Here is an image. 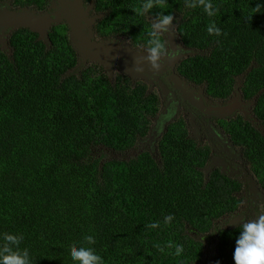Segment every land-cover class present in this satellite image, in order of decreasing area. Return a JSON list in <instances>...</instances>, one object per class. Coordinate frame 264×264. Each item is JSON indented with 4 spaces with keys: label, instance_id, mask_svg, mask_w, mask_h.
<instances>
[{
    "label": "trees",
    "instance_id": "16d2710c",
    "mask_svg": "<svg viewBox=\"0 0 264 264\" xmlns=\"http://www.w3.org/2000/svg\"><path fill=\"white\" fill-rule=\"evenodd\" d=\"M85 1L107 13L95 37L137 49L161 11L141 17V0ZM213 2L220 11L208 17L199 8L186 14L183 0H167L180 42L203 53L183 60L177 73L222 99L241 78L240 91L246 100L256 97L252 113L264 129V12L248 19L264 0ZM12 3L42 11L48 0ZM213 21L219 37L207 33ZM49 41L46 47L20 29L9 38L10 52L0 51V234H23L20 247L33 264H73L71 246L85 245L88 235L105 264H234L239 224L221 232L216 223L240 208L242 180L205 170L210 148L181 118L157 140L154 155L108 157L104 151L124 154L148 137L161 109L158 94L123 74L110 81L98 65L74 70L65 25L52 27ZM235 120L227 132L264 194V132ZM167 215L174 220L165 225ZM156 221L159 228L147 227Z\"/></svg>",
    "mask_w": 264,
    "mask_h": 264
},
{
    "label": "clouds",
    "instance_id": "9594fccd",
    "mask_svg": "<svg viewBox=\"0 0 264 264\" xmlns=\"http://www.w3.org/2000/svg\"><path fill=\"white\" fill-rule=\"evenodd\" d=\"M167 7V0H141L139 7L135 9L136 14L141 17L150 14L154 8L161 10L151 20L143 47L136 49L144 54L136 62L134 68L136 72H143V64L147 63L155 73H159L163 59L175 60L183 52L180 47L171 48L165 38L166 33L175 30L173 23L175 17L172 13L166 11ZM183 8L186 14H190L192 10L198 8L202 9L208 17H215L220 11L213 0H183ZM262 10H264V4L258 3L249 14L248 19L251 20L256 13L264 12ZM207 33L216 37L223 34L222 29L214 21L207 25ZM100 67L103 68V66ZM74 70L78 72V69L74 68ZM105 74L107 75L106 72ZM109 80L112 81L110 78ZM252 126L258 129L255 125ZM260 209L261 211L254 218L242 219L238 225L239 236L236 239L233 253L234 264H264V203L260 204ZM173 220V215H167L164 217L163 223L168 225ZM147 227L150 229L159 228L160 222H152ZM220 231H223V226H220ZM23 239V234L11 232L0 234V264H33L30 250L20 247ZM84 239L86 241L85 245L78 246L74 244L70 248V258L73 264H105L104 258L96 252L94 247L89 246L96 243L94 236L88 235ZM175 251L176 255H181L183 246H177Z\"/></svg>",
    "mask_w": 264,
    "mask_h": 264
},
{
    "label": "flooded vegetation",
    "instance_id": "af4514ba",
    "mask_svg": "<svg viewBox=\"0 0 264 264\" xmlns=\"http://www.w3.org/2000/svg\"><path fill=\"white\" fill-rule=\"evenodd\" d=\"M51 3H56V5H57L58 1L48 0V5L42 11L43 12L44 11L52 12V10H50ZM81 5H82V9L87 10L89 17H94V18L96 17V19L94 21L95 23H94L93 28H92L94 34H96L95 25L107 15L106 11L96 10V5L94 4L93 1L90 2V1L81 0ZM22 8H26V7H15L12 3V0H5V1L0 2V13L4 9H6V10H20ZM33 10H35V9H33ZM55 11L56 10L54 9V12ZM38 12H41V11H38ZM173 23L177 24L175 22H173ZM173 33H174L175 37H177L178 42H180V39H179L178 35L175 33V31ZM95 38H96V40H100L97 37H95ZM179 46H180V48L183 49V52L181 54V55H183V59H181L179 61V63L176 64L175 67L172 69L174 72L172 71L173 72L172 73L170 71H167L165 73V75H163V76L159 75L158 79L155 80V81H160L163 84L164 90H165V96H162V95L159 96L158 95V97L160 98L161 109H160V112L157 115V117L155 119H153V121H152L153 127L151 130V134L154 136L155 140L157 138L159 139L162 135L159 137L158 133L156 132V128L158 127V122H159L160 118L164 117V116H168V115L173 116V119L175 118L174 120L172 119L173 121L171 120L170 123H167V122H166L167 124L164 123V132H165L168 125H170L171 123H173L174 121L179 119V117L176 118V116H178V114L180 112V108L182 107L181 109L184 110V113H185L189 123L190 124H192L193 122L196 123L197 124L196 130H199V129L201 130L200 133H197V132L191 133L190 129H188V127L186 125L189 135L199 145L207 146L210 148L211 157H210V160H209L208 165H207V167L210 165L208 168L209 170L212 171L213 169H218L220 172L226 173L225 171L227 170V167L223 166L221 164V162L225 161V160L228 161V159H230V158L231 159L235 158V159L241 160L244 163V165H246L245 161L242 159V156H241L242 149L235 146L232 143L231 136L227 132V128L231 122H233V121L236 122L235 119H237L238 117H241L244 121L250 122L252 125H255L261 132H264V129L261 126H259L258 121L256 120V118L254 117V115L252 113V109H253V106L255 104L256 97L255 98L253 97V98L247 99V100L245 99L243 93L240 91L241 78H237L236 84L238 82L239 85L234 86L233 91L231 92L230 96L226 99H222V97H218V96H215V97L212 96V94H210L208 92L207 84L196 85V84H193V83L186 81L181 76H179L177 73L178 65L183 60L191 57V56L186 57L188 55L186 51H190L191 54H193L192 57L195 55L203 54V53H201L199 51L192 50L190 48H187L181 42H180ZM165 60L167 62H170V60H168L167 58H165ZM175 74H177L181 78V80L184 81L185 84H180V86L185 91V93L179 91L178 89H176L174 87L175 82L173 80H175V78L173 75H175ZM123 75L128 77V75H126V74H123ZM114 78H115V74L113 75V79ZM130 80L132 83H135L137 81H141V82L146 83L145 81L139 80V79H136L134 81L132 79H130ZM156 83H158V82H156ZM158 85H159V83H158ZM149 91H150V89H149ZM226 107H231V108L227 112L220 110L221 108H226ZM145 139L140 140V141H144ZM138 143H137V145H138ZM155 144L156 143H154V145L151 144L149 147L150 149L146 150V151L150 152L151 154H152V152L155 154L156 153L155 152ZM129 152H127V153H129ZM140 152H142V150ZM140 152L136 153L134 156H136ZM134 156H130V157H134ZM215 164H221L222 168L213 166ZM226 166H227V164H226ZM227 175H230V174H227ZM230 176H232V175H230ZM243 184H244V182H243ZM244 192H245V187H244V191L241 194V197L244 195ZM259 196H260V194H259ZM257 208H258V212H256V214L259 213L260 204L257 206ZM235 213H233V214H235ZM255 216L256 215H253V217H255ZM228 228H230V227H228Z\"/></svg>",
    "mask_w": 264,
    "mask_h": 264
},
{
    "label": "rangeland",
    "instance_id": "374dc122",
    "mask_svg": "<svg viewBox=\"0 0 264 264\" xmlns=\"http://www.w3.org/2000/svg\"><path fill=\"white\" fill-rule=\"evenodd\" d=\"M58 1V0H56ZM54 6H57L56 3H51V8L50 10H52V12L49 11H41V13H47L50 18L55 19L54 16ZM83 13L82 15L85 16L84 14H87V10L83 9ZM38 12V11H37ZM40 13V12H39ZM89 18H94V17H89ZM178 23V22H175ZM59 25H65L67 26V22H65L63 20V22H61ZM57 25V26H59ZM177 24H174V26L176 27ZM52 27H56V25L53 23L49 30H48V39H49V33L51 32ZM69 26H67L68 28ZM23 29V28H21ZM20 29H12V28H6V26H4L2 24V22L0 21V51L8 53V40L10 38V36L18 31ZM29 31L28 29H24ZM69 31V29H68ZM30 32V31H29ZM32 33V32H31ZM37 35V41L39 38V34L34 33ZM68 38H69V42L72 45L74 51L77 54L78 57V62L75 66V68L78 69V72L84 68H86L88 65H101L98 61L99 59L95 58L94 56H92L91 54L95 55L98 54V52L96 51H102V44H107V42H102L103 40H96V38L94 36H92L89 39V42L87 44V54H83L81 56V54L79 53V51H77V49L74 47V44L71 42V37L68 34ZM108 43L111 42H115L114 44L116 45L114 48H107L106 50L109 51L108 54H104V65H102L106 71V73L108 74L110 79H113V75L114 74H126L128 75V73H126L125 71V67L126 66H133V64L130 62V57L127 56V53L130 51L129 48H132L128 42L124 39H118V40H107ZM42 42V41H40ZM43 43V42H42ZM44 44V43H43ZM123 44V45H121ZM45 45V44H44ZM46 47H49L50 45H45ZM134 49V48H132ZM136 52H139L136 55H140L141 51L136 50ZM125 63V64H123ZM128 63V64H127ZM162 76L165 75V68H163V73L161 74ZM143 80V79H141ZM146 82V84L148 85L150 91L155 92L156 94H158L159 96H165V90H164V86L160 81H147V80H143ZM158 82V83H156ZM239 83L237 82V84L235 86H238ZM182 108V107H181ZM180 108V112L178 114V116H176V118H182L185 121V124L187 125L188 129H190V132H197L200 133L201 130H196L197 129V124L196 123H192L190 124L185 113L184 110ZM175 119V118H174ZM173 119V120H174ZM172 120V121H173ZM152 125L150 127V130L152 129ZM157 139H154V136L151 134V131L149 132L148 137L144 140V141H140L138 143V145L129 153H125V154H114L112 152H106L104 151V153H106V155L108 157H115L116 159H127L130 156H134L136 153L140 152L141 150H149L150 145L154 143H156ZM103 153L102 149L98 151V153ZM152 154L154 155V153L152 152ZM107 157V159H108ZM221 164L225 167H227V170L225 171L227 174H230L232 176L238 177L240 180H242L244 182V187H245V192L244 195L242 196V204L239 208V210L235 213L232 214L230 216H226L224 218H222L221 220H219L216 223L217 227L223 226V228H228V227H232L235 225H238L241 223L242 219H251L254 218L253 215H257L256 212H258V208L257 206L259 204H261L264 201V194H262L258 188V186L256 185L255 179L251 176V174L248 171V166L247 164L244 165V163L241 160L238 159H228L225 161H222ZM221 164H215L213 166L215 167H219L222 168ZM227 164V166H226ZM210 166V165H209ZM209 166L206 168L208 169ZM205 169V170H206ZM260 194V196H259ZM235 218V219H232ZM212 246V243H209L208 245H206V253L210 250Z\"/></svg>",
    "mask_w": 264,
    "mask_h": 264
},
{
    "label": "water",
    "instance_id": "95a60500",
    "mask_svg": "<svg viewBox=\"0 0 264 264\" xmlns=\"http://www.w3.org/2000/svg\"><path fill=\"white\" fill-rule=\"evenodd\" d=\"M54 9L56 10L54 12L55 19L50 18V16L45 13H39L36 10H31L28 8H22L20 10H6L4 9L0 13V21L6 28H12V29H28L32 33L39 34L38 40L42 41L45 45H50V41L48 39V30L50 26L54 23L56 26L59 25L63 20L67 22V26L69 31L68 34L71 37V42L74 44V47L79 51L81 56L85 53L87 54V44L89 42V39L94 36V32L92 30L95 18H89L88 13L82 15L83 9L81 5V0H58L57 6H54ZM165 38L169 42V46L173 49L180 47V42H178L177 37H175L173 32H169L165 34ZM102 42H107V44H102L101 48L102 51H96L98 54H91L95 58L99 59L100 66L104 65V54H108L109 51L106 50L107 48H114L116 45L115 42L108 43L107 40H103ZM123 45V44H121ZM124 46V45H123ZM130 51L127 53V56L130 57V62L133 64V66H126L125 71L128 73V77L132 79L133 81L136 79H143L147 81H155L158 79V76L163 73V68H165V73L167 71L172 72L173 68L176 64L179 63L181 59H183V55H180L175 60H172L170 62H167L165 59L161 61V69L159 73H155L151 66L147 63L143 64L144 71L143 72H136L134 68L136 67V62L141 59L142 55H144L142 52L140 55H136L139 52H136L135 49L137 48H129ZM8 52H10V48L8 49ZM187 56H192L190 51H186ZM125 64V63H123ZM128 64V63H127ZM99 65V64H98ZM105 66V65H104ZM104 68V67H103ZM77 69V68H76ZM105 70V69H104ZM72 72V71H70ZM106 72V71H105ZM174 72V71H173ZM172 72V73H173ZM108 75V74H107ZM175 80V88L179 91L185 93V91L182 89L180 84H185L181 78L175 74L173 75ZM109 77V76H108ZM112 80V79H111ZM185 97V96H184ZM186 98V97H185ZM231 107L221 108V111H229ZM168 115L161 117L158 122V127L156 128V132L158 133L159 137L164 132V123H170L173 119V116ZM166 123V124H167ZM152 130V129H151ZM150 130V131H151ZM158 139V138H157ZM209 170V169H207Z\"/></svg>",
    "mask_w": 264,
    "mask_h": 264
}]
</instances>
